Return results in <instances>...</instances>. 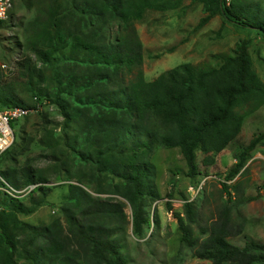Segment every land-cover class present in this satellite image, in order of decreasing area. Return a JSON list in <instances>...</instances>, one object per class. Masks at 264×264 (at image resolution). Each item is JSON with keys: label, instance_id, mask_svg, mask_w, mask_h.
<instances>
[{"label": "trees", "instance_id": "trees-1", "mask_svg": "<svg viewBox=\"0 0 264 264\" xmlns=\"http://www.w3.org/2000/svg\"><path fill=\"white\" fill-rule=\"evenodd\" d=\"M184 1H41L37 17L25 30L18 80L25 82L33 98L53 106L62 122L54 125L58 132L44 127L37 143L51 159L50 168L0 172V178L15 190L38 185L26 196L28 204L0 192V264H127L120 245L129 224L123 208L129 206L132 235L140 238L144 228L151 226L148 201L158 198L151 191L154 166L149 160L154 153L178 149L187 177L195 180L200 174L197 153L203 154V165L212 164V157L236 139L245 116L264 105V82L253 69L251 41L246 39L219 66L200 69L182 64L152 81L140 72L135 81L125 84L124 71L129 73L142 60L141 44L129 33L132 22L140 21L146 10H178ZM190 1L201 4L205 14L199 28L219 16L224 24L264 38V16L257 9L233 0ZM4 23L0 21V28ZM113 25L117 33L111 39ZM16 106L31 105L0 74V109ZM244 107L248 108L244 113H237ZM263 137L251 140L236 154L228 180L244 168ZM51 173L68 184L60 209L63 219L41 226L22 221L21 216L48 205ZM222 188L226 191L225 185ZM102 195L109 198H99ZM111 197L125 204H112ZM183 212L185 220L176 218L181 242L193 248V203L185 201ZM229 223L224 210L194 256L211 264H264V242L243 248L231 245L227 239L239 230Z\"/></svg>", "mask_w": 264, "mask_h": 264}, {"label": "rangeland", "instance_id": "rangeland-1", "mask_svg": "<svg viewBox=\"0 0 264 264\" xmlns=\"http://www.w3.org/2000/svg\"><path fill=\"white\" fill-rule=\"evenodd\" d=\"M41 1L15 0L8 19L0 28V64L11 68L9 71L0 67V74L28 105L32 104L33 97L25 90V82L18 80L21 73L17 62L25 56V30L28 23L37 17ZM233 1L245 8L254 11L257 9L258 13L264 16V0ZM227 2L230 3L231 0ZM204 16L201 4L185 0L178 10H146L140 21H133L129 33H134L141 44L142 60L140 65L134 66L129 73L124 71L125 84L135 81L140 72L146 81H152L165 71L182 64H191L200 69L219 66L222 59L232 55L236 45L244 39L251 41L248 52L252 58L253 69L264 82V38L255 32L240 31L231 24H224L219 16L199 28L198 24ZM116 33L117 27L113 25L110 29L111 39L116 37ZM247 109H237V113L242 114ZM44 114L48 118L45 119ZM61 122L62 118L53 106L25 119L12 121L10 126L15 135V142L0 157V172L50 168L51 159L37 143L43 137L44 127L55 128L58 132L59 127L54 125ZM261 135L264 136V105L245 116L236 139L224 151L212 157V164L203 165L204 156L200 152L197 153L200 174L195 180L187 177V168L178 149L157 150L149 163L154 166L151 191L158 198L148 201L146 210L151 226L144 228L140 238L132 235L129 206L126 204L123 208L129 224L125 226L120 245L121 255L127 264H211L195 257L194 251L209 236L210 229L220 220L224 210L229 213L230 227L234 231L239 230L237 235L227 239L228 243L239 248L249 243L262 244L264 137L251 151L244 168L232 180L227 179L236 164V154L242 152L251 140ZM48 180L47 186L51 188L47 197L48 205L39 208L30 216H21L22 221L41 226L48 224L52 219H63L60 209L67 197L68 184L56 180L52 173L48 175ZM223 185L226 186V191L223 190ZM190 188L200 189L190 195ZM85 190L97 197L90 190ZM33 197L36 198L37 194ZM99 198L105 200L109 196L102 195ZM111 198L115 199L111 201L112 204H125L118 197ZM20 199L24 204H28V197L22 196ZM185 201L193 203L194 206L196 222L190 225L191 236L196 243L193 248L181 242V232L176 220L178 216L184 219ZM156 219L158 224H154Z\"/></svg>", "mask_w": 264, "mask_h": 264}, {"label": "built area", "instance_id": "built-area-1", "mask_svg": "<svg viewBox=\"0 0 264 264\" xmlns=\"http://www.w3.org/2000/svg\"><path fill=\"white\" fill-rule=\"evenodd\" d=\"M15 0H0V21H6L8 19V14L12 9ZM1 69L11 70L8 65L0 64ZM51 107L47 101L40 102L37 97L32 99V104L30 107H11L8 109H0V156L8 151L15 142V135L10 123L14 120L25 119L29 115L42 111L43 109H48ZM3 185L0 187V192L5 193L11 198H20L22 196H28L38 185H31L21 190H15L9 186L4 180H2ZM200 188L194 190V188L189 189V194L191 195L194 191L198 192Z\"/></svg>", "mask_w": 264, "mask_h": 264}]
</instances>
